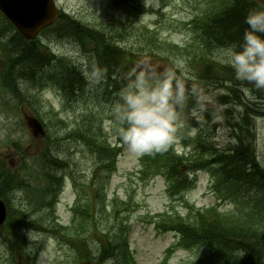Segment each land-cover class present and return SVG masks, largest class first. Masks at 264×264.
I'll use <instances>...</instances> for the list:
<instances>
[{
  "label": "trees",
  "instance_id": "16d2710c",
  "mask_svg": "<svg viewBox=\"0 0 264 264\" xmlns=\"http://www.w3.org/2000/svg\"><path fill=\"white\" fill-rule=\"evenodd\" d=\"M207 2L206 12L196 16L191 22L201 41L198 48L212 52L217 48L234 47L238 55V68L202 59L201 69L195 80L199 85L197 93L193 92L192 86L187 84L183 76L179 80L169 78L165 82V86L171 87L167 92H172L173 96L178 93L179 98L185 103L184 116L187 117V127L183 144L190 148L191 152L183 156H176L173 152L167 151L155 153L144 159L141 174L144 179L162 174L171 183L172 195L177 196L193 189L196 179L192 180V175L204 170L213 178L217 202H229L234 206L232 210L221 213L217 204L211 209L197 210L187 219L180 216L162 217L158 228L164 232H178L182 239L181 248L207 250L206 256L194 264H264V168L258 161L255 149L253 122L254 117L262 113L257 104L244 106L241 93L243 88H246L255 99H264V0H207ZM112 3L117 11L133 9L134 14H140L145 10L142 0H112ZM56 23V27L47 31L48 34L54 33L52 39L73 41L80 44L81 51L85 53L90 52L94 46L95 53L88 59L91 65L94 63L91 72L101 68L100 72L106 81L101 96L104 99L113 97L121 86L119 75L123 52L110 43L108 34L86 27L81 21L74 20L69 15H62ZM116 28L118 27L112 29V33ZM122 36L123 33L113 38ZM42 44H45V40L26 41L0 13L1 86L17 99L22 96L18 83L21 80L32 84L52 82L63 91L68 101L84 92L87 81L81 70L67 59L55 57L47 52ZM211 85L213 89L222 90L216 102L219 106L227 108L223 117L232 141L225 148L214 142L211 138L212 132L207 131L204 134L202 125L190 118L191 109L198 105V92L200 90L209 92ZM168 98L173 99L171 95H168ZM235 102L243 107V113L234 111ZM206 114L213 120V115ZM90 117L101 121L98 114L91 113ZM212 127L214 131L217 126ZM192 128L197 130L194 137L190 135ZM81 141L87 150L99 159L98 169H113L116 152L101 142L100 128H97L91 119L81 127ZM47 154L48 148L45 147L40 161L42 179L50 174L45 162ZM102 174L106 178L103 182L104 189L109 174L106 172ZM15 185L27 186L26 188L30 186L23 181H17L13 176H7L3 191L11 190ZM81 192L82 199H92L82 189ZM45 193L43 191L41 195ZM56 197L57 190L46 203L52 205ZM82 209L83 206L81 217ZM17 219L13 224L15 231L25 226L32 228L39 226L34 221L27 225L23 212ZM116 223L117 221L104 230L100 229V225L95 226V221L92 228L80 225L81 262L92 258V243L88 236L95 235L100 242L98 255L101 262L135 264L127 240L129 230L127 224L123 223L122 227L120 223L117 225L116 242L110 244V232ZM72 230L76 232L77 228L68 229ZM172 253L173 249L167 252V259L163 264H167Z\"/></svg>",
  "mask_w": 264,
  "mask_h": 264
},
{
  "label": "rangeland",
  "instance_id": "374dc122",
  "mask_svg": "<svg viewBox=\"0 0 264 264\" xmlns=\"http://www.w3.org/2000/svg\"><path fill=\"white\" fill-rule=\"evenodd\" d=\"M144 2L151 8V11L140 18V21L155 29L163 40L179 44L186 49L184 53L182 52V55L172 62L169 68H167V64L157 63L153 67L154 74L159 76L169 70L168 73L177 74L174 78L176 80H179L180 76H183L186 78L187 84L192 86L193 92L197 93L199 85L195 80L198 68L192 64V44L194 41L189 29V24L197 15L206 12L208 9L207 0H144ZM58 3L64 12L70 13L82 23L84 22L91 26H97L112 19H123L122 16L112 8L110 0H58ZM133 22H135V20H129V23ZM135 43L136 42L132 38H128L126 39L125 45L131 47ZM50 44L57 54L70 57L74 62L79 64L77 67L80 70L85 73L90 72L87 55L81 52V48L74 44L73 41L55 40L51 38ZM208 56L209 53L204 48L199 51L200 60L206 59ZM211 56L222 64H233V61L236 60L235 51L232 48L217 49L213 51ZM151 65L152 63H147V66ZM191 76H193V78H191ZM88 77L94 78L91 76ZM39 90L40 89H37L36 91L39 92ZM142 93L143 90L140 91V94ZM198 94H200L199 106L192 109V117H197L206 132L211 131L213 122L217 124V128L214 130V133L211 134V138L214 139L215 143L225 148L228 143V133L223 126L224 120L222 112H224V110L216 104V99L218 95L221 94V90L213 89L211 85L207 94L205 92L203 95L201 90ZM40 96L44 115L48 111H55L59 115L62 114L65 117L66 125L62 127L64 136L69 132L68 125L74 123L80 111L86 110L83 101H81V104L77 105L75 109L66 107L60 98V93L54 88L49 92L40 93ZM85 99L92 105V109H102L98 107L91 98L86 97ZM251 99V94L244 91V94H242L243 102H249ZM4 101L8 105H12V101L8 97H5ZM235 104L239 105L238 102H235ZM140 105L148 112L144 118L138 122L139 130L127 139L125 151L119 160L118 171L112 179L108 196L111 199L118 197L123 200H128L132 197L133 201H135V209L130 215L132 231L131 235H129V241L132 251L139 264H158L164 258L166 250L178 242L179 236L176 233H163L159 231L155 224L151 222L152 219L150 215L171 212L176 216L189 218L190 215L187 214L189 210L187 205H185V198L190 202V206L195 207V209L211 207L215 204L216 200L211 190L210 180L204 173L198 175L197 182L193 189L186 192L185 196H180L176 199L169 196L165 178L158 177L149 182H140L136 172L139 169V159L142 156L141 153L144 147L149 144H153L154 146L160 138H164L166 135L164 129L175 121L172 112L167 106L160 108L157 112L154 110L156 105H158L154 96L143 94L140 99ZM1 107L2 103L0 101V109H2ZM112 110L113 108L109 106L103 109L102 112L104 113L105 119L111 115ZM210 110L215 114L214 120H211L205 115V113ZM243 110L244 109L238 108V113H243ZM21 117H23L22 114ZM211 121L213 122L204 125L206 122ZM106 124L107 132H109L111 126H109L108 123ZM175 129H177V126L173 130ZM24 130L20 121L16 119L12 112H0L1 147L3 146L2 142L10 135L13 139H21L25 148H27V144L30 141L23 135ZM57 132L58 130L56 129L53 130L52 133L57 135ZM112 132L113 131L110 133ZM193 133L194 136L197 135L196 130H194ZM256 136L257 139L255 142L259 161L264 167V116L256 120ZM32 142L33 145H35V142ZM29 149L31 148H28V150ZM7 151L11 150L8 149ZM4 152L6 151H1L0 153ZM6 157L7 152L4 159H6ZM82 158L83 155L81 154L77 161L80 164V168L87 171V161L85 164L82 163ZM24 192V190H21L16 193V199L21 200V195ZM74 199L75 195L73 190L65 188L60 197V204L58 206V214L65 223L68 222L71 215L70 204L73 203ZM16 204L18 206L20 205L18 202H16ZM229 206L234 207L232 204H229ZM30 238L33 240L31 246L34 249L32 250L35 251L36 248L41 249L36 264H81L75 262L74 258L71 260L70 252L67 249L53 244L49 239V235L31 233ZM0 245L1 264H16V262L11 260L5 253L2 239H0ZM205 255V250H202L200 253L194 250H179L173 256V261L177 264H184L202 259Z\"/></svg>",
  "mask_w": 264,
  "mask_h": 264
},
{
  "label": "water",
  "instance_id": "95a60500",
  "mask_svg": "<svg viewBox=\"0 0 264 264\" xmlns=\"http://www.w3.org/2000/svg\"><path fill=\"white\" fill-rule=\"evenodd\" d=\"M0 8L29 38L40 28L50 25L58 15L54 0H0ZM30 125L39 130L37 121L30 120ZM5 218V209L0 203V224Z\"/></svg>",
  "mask_w": 264,
  "mask_h": 264
},
{
  "label": "bare ground",
  "instance_id": "6f19581e",
  "mask_svg": "<svg viewBox=\"0 0 264 264\" xmlns=\"http://www.w3.org/2000/svg\"><path fill=\"white\" fill-rule=\"evenodd\" d=\"M79 21V20H78ZM74 43V42H73ZM76 45H78L77 43H74ZM89 62V61H88ZM91 66H94V63L92 62V65L91 63L89 62V69H90V72H91ZM81 73L84 74L85 72L81 70ZM49 204V203H48Z\"/></svg>",
  "mask_w": 264,
  "mask_h": 264
}]
</instances>
